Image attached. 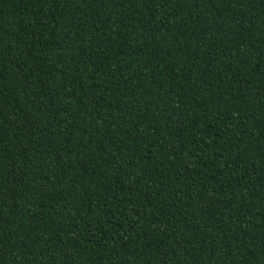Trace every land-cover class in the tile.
I'll use <instances>...</instances> for the list:
<instances>
[{
  "label": "trees",
  "instance_id": "obj_1",
  "mask_svg": "<svg viewBox=\"0 0 264 264\" xmlns=\"http://www.w3.org/2000/svg\"><path fill=\"white\" fill-rule=\"evenodd\" d=\"M0 264H264V0H0Z\"/></svg>",
  "mask_w": 264,
  "mask_h": 264
}]
</instances>
